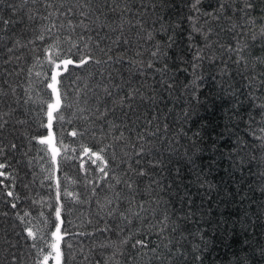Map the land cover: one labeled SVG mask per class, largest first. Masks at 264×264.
Returning a JSON list of instances; mask_svg holds the SVG:
<instances>
[{
  "label": "trees",
  "instance_id": "obj_1",
  "mask_svg": "<svg viewBox=\"0 0 264 264\" xmlns=\"http://www.w3.org/2000/svg\"><path fill=\"white\" fill-rule=\"evenodd\" d=\"M249 2L253 9L242 11ZM220 3L223 14L218 11ZM190 5L191 0H29L27 5L4 0L0 4V17L19 21L0 31L4 37L0 123L7 121L0 129V164L5 165L0 169L5 174L0 176V264H37L41 259L24 229L37 225L45 233L51 230L44 220L54 221L55 180L49 179L53 175L59 178L62 193L67 190L83 201L61 195L62 231L68 233L61 245L62 264H197L193 246L204 248L198 234L207 241L203 264L245 260L264 264L259 255L264 248V148L251 134L253 130L261 134L264 125L247 123L252 116L260 120L258 105L264 104V42L259 38L264 0H203L200 13ZM29 15L35 18L29 21ZM189 17L199 32L192 30ZM249 17L254 24L247 22ZM81 20L86 27L79 26ZM69 21L74 30L69 29ZM53 23L51 32L44 31ZM42 32L43 41L37 39ZM148 33L153 39L147 38ZM253 35L257 40L251 39ZM57 36L63 56L78 60L90 53L93 60L101 61L83 68L69 66L60 77L67 94L61 132L69 151L67 158L63 153L57 157L58 171L46 146L34 139L47 134L41 126L46 120V104L41 101L50 96L45 49ZM66 38L79 47L69 52ZM157 45L161 54L152 57ZM9 47L13 52L7 51ZM238 48L244 50L237 52ZM119 57L123 60L116 62ZM149 61L155 68L167 65V70L146 69ZM193 83L199 87L193 89ZM129 93L132 98L125 99L123 106L112 102L113 97ZM72 130L76 137L68 134ZM120 133L123 139H115ZM141 145L144 154L137 156ZM82 147L106 148L107 179L101 180ZM188 156L194 163L188 162ZM140 169L146 175L138 176ZM113 176L122 182L117 185ZM125 180L133 184L131 190ZM108 200L113 203L108 205ZM141 203L148 211L142 213L143 219H135L131 212L138 211ZM109 207L115 209L111 215ZM164 215L178 226L161 240L152 225ZM127 235L132 236L129 243L117 248L116 242ZM137 238L155 247L159 259L150 252L145 256L147 249H133ZM37 247L48 251L43 241H37Z\"/></svg>",
  "mask_w": 264,
  "mask_h": 264
},
{
  "label": "snow or ice",
  "instance_id": "obj_2",
  "mask_svg": "<svg viewBox=\"0 0 264 264\" xmlns=\"http://www.w3.org/2000/svg\"><path fill=\"white\" fill-rule=\"evenodd\" d=\"M4 0H0V4H2ZM22 5H27L29 3V0H21ZM32 3H35L36 0H31ZM203 0H191V10L195 13H200L202 11L201 5H202ZM51 7V5H48ZM13 8V12H15L17 9L14 6H10ZM253 4L252 3H246L244 5V8L241 9L242 11H250L253 9ZM71 11V9H69ZM218 11L223 14L224 11V4L220 3ZM82 16L86 17V13L81 12L80 13ZM51 15V13H49ZM204 15L212 16L213 19H217L218 17L215 16L213 12H205ZM35 18L34 15H29L28 19L29 21L33 20ZM189 19L193 22V31L199 32L200 29L195 26V21L193 17H189ZM19 21H11L9 19H3L0 17V31H7L8 25L9 24H15L18 23ZM248 23L254 24L255 21L249 17V20L247 21ZM79 26L86 27L84 20L80 21ZM56 25L53 23L50 27H47L44 29V31L51 32L52 28H55ZM61 28L64 27L63 24L60 25ZM69 29L74 30L71 21H69L68 25ZM121 32L123 33V26L121 25ZM147 38L149 40L153 39V36L151 33H148ZM205 40L208 39V36L205 35ZM257 36L253 35L251 39L253 41L257 40ZM259 38L264 42V27L261 28V31L259 33ZM4 37L0 36V40H3ZM37 39L43 41L45 39V36L43 32L37 37ZM60 40V37L57 36L55 37V40L49 44V46L45 49L46 52V59L47 63L50 65V72L45 74V80H47L46 83V89L50 90V96L49 98L45 101L42 100L41 103L46 104V109H45V116L46 120L41 121V126L47 129V134L43 135L41 137L35 138L37 139V142L41 145L46 146L45 151L50 153V159L53 162L54 165H57V171L58 169V164H57V157L61 156V153L64 154V158H67L68 156V147L64 143L63 135L61 132L62 125L64 123L65 117L64 113L62 111L63 108L67 107V105L64 103L67 100V94L66 91H62L61 85L63 81L60 79L62 76L63 72H67L69 70V66H74L76 68H83L85 65H88L89 63H95V64H100V60H93L92 55L86 54L81 56L78 60H74L71 56H63L61 53V50L59 48L58 42ZM67 42L70 43L71 47L69 48V52H71L72 48H78L79 45H77L75 42H72L70 38H66ZM168 47L172 46L173 42V37L169 36L168 37ZM119 42V38H117V41ZM125 44L128 43L127 40L123 41ZM16 44L19 45L20 42L19 40L16 41ZM85 48L88 47L87 44L84 45ZM246 47V46H245ZM244 49L243 48H238L236 49L237 52H242ZM9 53L13 52V48L9 47L7 49ZM231 51V49H230ZM160 46H156V50L151 52L152 57H158L160 55ZM137 55H140L138 52ZM164 55H167V53H164ZM112 58L109 57V60ZM196 59L199 60L201 59L200 53L198 52L196 55ZM120 60H123V57H119L116 62H120ZM240 61L237 60V63ZM264 62V61H262ZM107 63V61H105ZM146 69H155L158 72H163L167 70V65L164 66V68H155V65L152 61H149L145 65ZM196 65H193V68H195ZM39 76L40 73H37ZM172 85L169 84L168 87H171ZM193 89H196L199 87L198 84L193 83L192 85ZM104 91L107 93L109 97H112V92L108 90V88H105ZM132 98V93H129L127 97H113L112 102L114 104L119 103L120 106H123L125 99H131ZM260 108V112L257 114L260 117L259 121H256L255 116L250 117L249 121L247 123L251 125L252 123H256L258 125H264V104L258 105ZM233 108L236 109L237 113L239 112V107H238V102L233 103ZM6 115V114H5ZM3 119V116H0V120ZM7 121L5 120L3 123H0V129L4 127V124H6ZM113 127H116L115 125H112ZM259 131L261 134L257 135L255 130L252 131V136L255 141L258 142V146L261 148H264V126H261L259 128ZM72 137H76L78 135L77 131L72 130L68 133ZM197 136H199V133H196ZM115 139L121 140L123 139V133H120L118 137ZM15 147V145H13ZM82 151L84 155H87L89 159L91 160V163L96 166V170H98L102 176L101 180H105L109 176V161L105 158L104 152L106 151V148H101L98 151H93L92 149L88 147H82ZM144 154V146L141 145L136 152L137 156H142ZM113 157H115V152H113ZM188 162L194 163V160L191 156H188ZM137 164L140 163V160L136 161ZM5 167L4 164H0V169H3ZM83 167V165H81ZM138 176H144L146 175V172L143 169H140L136 173ZM5 175L4 172H0V176ZM49 179H54L55 180V198H56V206L53 209L54 212V221L49 224V221L47 218L44 220V224L48 227H50L49 232H43V230L37 226L34 225L33 227H26L24 229L26 233V237L30 238L33 241L32 247L37 248V251L41 255V259L37 261V264H49V260L55 261V264H62V258H63V250H62V243H66L65 237L68 234L66 230L62 231V225L65 223L64 219H62V209L64 207L63 203L61 202V195L63 194L65 197H72L74 202H83L80 201L78 195H74L71 192H68L67 190H64L62 193V186L61 182L58 177L50 176ZM113 179H115L116 184L119 185L122 181L120 179H117L115 176H113ZM123 183L127 186L129 190L132 189L133 184L129 183L127 180L123 181ZM99 185H97L98 187ZM9 196H12V192L7 193ZM96 194L95 188L93 189V195ZM116 199L120 200L121 199V192L117 191L115 193ZM113 201L108 200L107 204L111 205ZM13 208L16 207L15 204L12 205ZM138 211L131 212V208L129 211L131 212V216L135 219H143L144 217L142 216V213H146L148 209L145 208L144 204H139L138 206ZM115 211V209H112L109 207V212L108 214L111 215ZM25 216H28V213L24 214ZM43 216V213H41ZM121 216L124 220L127 221L128 224H132V219L129 218V216L124 215L121 213ZM21 222L24 223L23 218H21ZM178 226V225H177ZM177 226H172V222L169 220V217L167 215H164L161 219L158 220V223L155 225H152L154 229H156V234L163 240L166 235L168 234L169 231L175 232ZM108 229H100V231H107ZM137 234L139 233V229H136ZM199 238L201 241L204 243V248L207 247V241L204 239V236L202 234H198ZM132 239L131 235H127L122 237L118 242H116V247L119 248L122 245H127L129 241ZM37 241H43L44 246L48 249L47 252L44 251V247H37ZM168 244H171V240L168 241ZM168 244H165V247H168ZM68 247H71V245H67ZM102 247H108L111 245H101ZM132 248L133 249H140L144 250L147 249L148 251L144 252L143 254L147 256L150 253L153 254L155 259H159L158 255H155L157 252V249L155 247H150V245L142 238H137L132 242ZM200 245H194L193 246V260L197 262V264H203L204 256H203V250ZM172 250L169 248V252ZM259 255L264 258V248H261L259 251ZM243 264H247V261L245 260Z\"/></svg>",
  "mask_w": 264,
  "mask_h": 264
},
{
  "label": "rangeland",
  "instance_id": "obj_3",
  "mask_svg": "<svg viewBox=\"0 0 264 264\" xmlns=\"http://www.w3.org/2000/svg\"><path fill=\"white\" fill-rule=\"evenodd\" d=\"M49 264H55V261L52 260L51 263H49Z\"/></svg>",
  "mask_w": 264,
  "mask_h": 264
}]
</instances>
